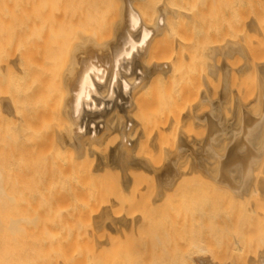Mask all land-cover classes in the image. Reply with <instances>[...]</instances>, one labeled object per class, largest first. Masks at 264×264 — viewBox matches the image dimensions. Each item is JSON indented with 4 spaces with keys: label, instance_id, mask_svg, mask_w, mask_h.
<instances>
[{
    "label": "bare ground",
    "instance_id": "bare-ground-1",
    "mask_svg": "<svg viewBox=\"0 0 264 264\" xmlns=\"http://www.w3.org/2000/svg\"><path fill=\"white\" fill-rule=\"evenodd\" d=\"M111 172L127 194L150 179L144 205L157 209L196 178L242 231L226 264H264V0H0V195L55 193L74 174L87 189ZM103 201L89 236L149 219L116 216ZM5 220L0 264H28L8 233L22 227ZM202 246L189 264H225Z\"/></svg>",
    "mask_w": 264,
    "mask_h": 264
},
{
    "label": "rangeland",
    "instance_id": "rangeland-1",
    "mask_svg": "<svg viewBox=\"0 0 264 264\" xmlns=\"http://www.w3.org/2000/svg\"><path fill=\"white\" fill-rule=\"evenodd\" d=\"M176 94L177 93H174L173 95H175V96H173V97H175V99L178 103V100L180 102V99H179V97L176 98L177 97ZM172 100H174V99L172 98ZM174 103H176V102L174 101ZM157 116H158V114H157ZM152 118L155 119V117H153V116H152ZM154 119L150 120L149 123H151ZM152 123H155L153 127L148 124L150 129L147 128V130L148 129L152 130V131L148 130V132H149V133L147 132L148 137L154 133H157L156 131L159 129L158 126L156 128L157 130L155 129V127H156L155 125H157V120H155V122H152ZM189 129L190 128H188L187 130L189 131ZM154 130H156V131H154ZM193 131L199 132L198 130H193ZM197 132L196 133L194 132V133L197 135ZM156 155H159V154L156 153L155 157H156ZM155 160H153V161H155ZM110 174L107 175L109 177L111 176L109 178V182H107L108 181L107 176H105L106 179H104V177H102V176H100L101 178L98 176L99 182H97V184L95 182V181H97L96 179L94 181H93V178L87 179V183H89L88 187L85 185H83V186H85L88 189L92 185L91 188H89L90 192L80 185L81 180H78V178L76 179V177H78L79 175L74 174V176L70 177L71 179L68 178L71 181H69L68 179L66 181V179H65L62 181V183H60L63 186L62 187L60 186L61 188L59 187L60 189H58L56 191V192H58L57 193L58 195L60 193V196L56 195V197H55L52 195V194L55 195L56 192L55 193L50 192L51 194L46 195V193H49V192H46L47 190H44L46 192V193L44 192L45 195H41L42 192L39 195L38 192H36V191L35 192L29 191L28 194L17 193V194L9 195V196L0 195V215L6 219L5 221L7 223L11 224L12 222H14L13 219H15L16 224H18L19 226L22 227L20 229H14V227H13L12 230H8V233L10 231H13V232L15 231L17 233L16 240L21 244V246L18 245V250L16 251V255L23 256L24 262H25V260L27 261V259H29L31 264H55L56 261L64 262L65 260H69L68 264H189L191 262L189 257L192 255V252L194 254V250H196L195 253H197V248H200V246L203 245L202 247L205 246L204 248H206L209 252H211L212 253L211 255L216 257L217 260H220L222 263H225V264L229 261V259L226 260V258H225L226 254H228V253H226V251L228 250V248H226V247L229 246V245H227V243L231 242V240L233 239L231 236V233L234 234V232H232V231L233 230L235 231V228L237 227V223L235 222L236 223L235 228H234V226L232 227L234 222L233 223L231 222V225H226V224L227 223L230 224L231 218L229 215H231V214L234 215V214H233V212L228 214L227 209H224L223 207H222V209H220L218 202H217L218 197L216 198L215 197L216 195L214 193H212V191H210L212 193V195L210 192L208 194L204 190L202 185L197 183L198 181L195 180L196 178H191V180H189L187 177V179H183L181 181L183 183L182 186H178L179 188L181 187V189H177V190H175L176 192L174 191L173 193H170V195H172L173 197L170 196V198L166 199V202L164 201L166 203V205H164L165 204L164 202L159 204L161 206V208H159V209H157L156 205H155L156 207L155 206H152V207L149 206L147 208H150V209L153 208L152 210H149L145 207L144 201H146L150 197L152 198V195H153L152 194L153 191H150L151 193H149V190H148V189H151V190L153 189L152 188L153 183L152 184L149 183V181H151L150 179L146 181L147 182V184H146L145 178H143L144 179V181H143V180L138 179L140 177L139 176L137 178L138 180L136 179L134 181V186L132 187V189H134V190H132L131 194H129V193L127 194L126 192L124 193V190H122V188L117 187L120 185H118V183L116 182L118 180V178L116 176H114L115 173L113 174L111 172ZM115 175H117V174H115ZM81 176L83 178L85 177V175L84 176L80 175V179H81ZM76 180L78 182L80 181L79 182L80 184ZM85 181H83V182L85 183ZM63 182H65L66 185ZM72 182H73V184H72ZM83 182H82V184H84ZM94 182H95V185H97L96 188L97 189H98V187L100 188L98 190L96 188L95 189L97 191L100 190L102 193L99 192L100 195L96 194V196L94 195L92 197L91 195L94 194L93 193L94 191H95V193H97L96 190L94 188H92L94 186ZM104 182H105V184H104ZM135 182H136V184H135ZM185 182H186V184H185ZM109 183H111L113 185H111ZM143 183L148 185L146 192L148 191L149 195L147 193V194H144L146 196L143 195V196L138 197L136 195H141V194H140V192L138 193L137 189L140 188V184H143ZM101 184H103V185H101ZM70 185H71V187H73L72 188L73 190H70V188H71V187H69ZM65 186L67 189L64 188ZM112 186H114L115 189H113ZM110 187H111V189H110ZM82 190H83V192H82ZM85 190H87L88 192H84ZM112 190H113V192H112ZM120 190L122 191L121 193L119 192ZM70 191H72L74 194L72 192H71V194H68V193H70ZM76 191H79V193L82 192V195L75 193ZM133 191H134V193H133ZM188 191H190V192H188ZM111 192H112V196H111ZM31 193H34V194L31 195ZM44 193H42V194H44ZM83 193H84V195H83ZM105 193H106V195L103 196V194H105ZM109 193H110V195H109ZM116 193H118V194H116ZM119 193L123 194V195L119 196L120 195ZM124 194L126 197H123ZM70 195H73V198ZM198 195H199V197H198ZM74 196H76V198H74ZM77 196L79 198H81V196H82V199L85 200V202L87 200L91 201L90 206H89V204L87 206H84L89 202L88 201V202H86V204L82 205V207H81L79 204H82L84 201L80 200L78 203V201L76 200V199H78ZM84 196H86L87 198ZM89 196H90V198H89ZM101 196H103V197H101ZM83 197L86 199H84ZM99 197H100V199H98ZM104 197L109 199V201H111L112 203L114 201L116 202V204L113 203L114 206H112V208H111L112 209L111 211L114 215H116V216L125 215L127 217H133V218H135L137 215L138 216H144V218H149V219H146V222L148 223V221L150 220L149 222H151V223L147 224L144 220V222L142 221L144 224L141 223L142 227L137 228L136 226H133L134 224L132 223L133 224L132 226L135 227L134 230H133V227H132V230L128 229L131 226L127 227V228L121 227L122 230L118 229V232H120V230H121V232H123V233H121V232L118 233L116 231H112V233L110 234V233H108V231L104 230L103 228H102L103 229L102 232L98 231V229H97L95 231H98L99 235L101 233L100 236H102L104 234L106 235V236L104 235V237L102 236V238H100L101 239L100 241H102L104 238L103 241L105 243H103V241H102V244H98L99 239L97 240V238L95 237V236H99L98 232H96L97 235L93 232L94 228H93V226L91 224V220L89 218H91L93 213L95 214L98 212L99 207L104 205V204H102L101 201L104 200L103 203H105V204H109V205L112 204L111 202H108L106 198L104 199ZM144 197H146V198H144ZM102 198H103V200H101ZM124 198H126V199L128 198V199L124 200ZM140 198L141 199L143 198L142 204L140 202L141 201ZM151 198H150V200H151ZM134 199H136V200H134ZM96 200L97 201L100 200V201L97 202ZM105 200L108 203H106ZM123 201H125V202L127 201L126 203H128V204L125 205L126 203ZM187 201H189V202H187ZM92 202L96 205L91 206ZM100 202H101V204H99V205H101V206L98 207V203H100ZM138 202H139V204H138ZM148 202L150 204V201H148ZM74 203H77V205H79V207L75 206L76 204H74ZM145 203L147 206L148 203L147 202H145ZM188 203H190V204H188ZM140 204L142 206V209H141V206H139ZM143 205H144V209L148 210L150 213L143 209ZM152 205H154V204L152 203ZM163 205H164V207H163ZM93 206H94V208H93ZM203 208L205 210L207 209L208 213ZM227 208L229 209L228 210L229 212L232 210L229 207H227ZM74 209H76V210H74ZM139 209H140V211H139ZM223 209H224V212H223ZM92 210H94V212ZM73 211H74V213H73ZM114 211H115V213H114ZM204 211H205L206 215L209 214V216H205L206 222H205V217L203 215ZM79 212H81V213H79ZM153 212H155V213H153ZM147 213H148V215L149 214H151V215L148 216ZM81 215H83V216H81ZM86 215H88V216L86 217ZM192 216L195 218H193ZM219 217H222V219H220ZM225 217L229 221H225V223H224L223 219ZM231 217H233V216H231ZM217 218H219V219H217ZM152 220H153V222H152ZM219 220H221V221H219ZM218 221L220 222V224ZM194 222H195V224H194ZM184 223H185V225H184ZM186 223H188V224H186ZM88 228H89V230H88ZM91 228H93V231H92L93 233L91 232L90 234L92 236L94 234L95 236L90 241L89 239H91V235L89 236V232H90ZM123 228H125V229L123 230ZM167 228H169V229H167ZM237 228H238L237 232L238 233L240 232L239 237H242L241 236L242 231L239 230L240 229L239 227H237ZM82 230L84 232H82ZM108 230L111 231L110 229H108ZM125 230L128 232L126 233ZM237 232L235 231L236 234H237ZM78 233H80V234H78ZM86 233L88 234V236H86L87 235ZM124 233L127 235H124ZM225 233H226V235H225ZM128 234H129V236H128ZM183 234H184V236H183ZM80 235H82V236H80ZM169 235H171V236H169ZM208 235H209V237H208ZM111 236H114V237L112 238ZM115 236H116V238H115ZM87 237H90V238L87 239ZM235 237H236V235H235ZM144 238L147 240V242ZM93 239L95 240V242L97 240L98 243H94ZM210 239H212V240L210 241ZM158 240H159V242H158ZM193 240H195V241L193 242ZM106 241H108V242H106ZM222 243L224 246L222 245ZM220 244L225 248H222V246H220ZM193 245H195V246L193 247ZM220 253H223V255H221ZM189 254H190V256H188ZM35 257L38 260H40V259H42V260H40V262L35 263V261H37ZM220 257H222V258H220ZM227 257H228V255H227ZM29 260L27 261L28 264H30ZM32 260H34V261H32ZM44 260H45V262H44ZM224 260L226 262H224Z\"/></svg>",
    "mask_w": 264,
    "mask_h": 264
}]
</instances>
